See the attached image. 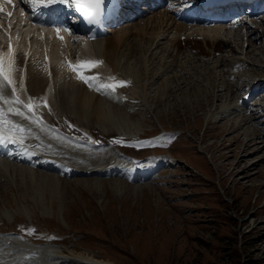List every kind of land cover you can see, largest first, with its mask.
<instances>
[{"label":"rangeland","instance_id":"1","mask_svg":"<svg viewBox=\"0 0 264 264\" xmlns=\"http://www.w3.org/2000/svg\"><path fill=\"white\" fill-rule=\"evenodd\" d=\"M150 14L117 24L98 39L103 45L113 31L132 29ZM12 20L17 22L15 15ZM254 23L251 30L262 38L253 46H236V51L226 47L210 57H192L190 52L176 56L166 39L148 51L149 42L141 40L139 49L137 38L126 48L117 47L113 53L122 74L112 76L111 84L129 83L102 90L100 107L110 115L105 122L77 116L58 103L54 77L51 102L45 106L40 101L35 107L42 118L65 130H91L133 158L155 156L157 151H169L174 158L157 177L135 181L114 175H67L1 157L0 231L17 232L39 244L63 243L58 245L116 264H264V88L249 98H254L252 109L238 101L249 94L252 80L264 78V31L259 20ZM16 25L18 34L21 29L32 32L27 25ZM241 36L232 39L240 43ZM73 38L61 47L65 56L77 44ZM27 41L33 46L30 65L40 69L41 43ZM178 61H185L182 69ZM101 62L110 75L107 62ZM67 68V80L85 84ZM93 70L99 77L88 72L91 77L103 74ZM232 82L236 90L227 86ZM215 84L218 92L225 88L218 100L212 91ZM217 105L226 107V114L216 115ZM243 118L247 123L239 128Z\"/></svg>","mask_w":264,"mask_h":264},{"label":"bare ground","instance_id":"2","mask_svg":"<svg viewBox=\"0 0 264 264\" xmlns=\"http://www.w3.org/2000/svg\"><path fill=\"white\" fill-rule=\"evenodd\" d=\"M179 1L183 0H167L165 3L164 0H162L161 5L163 8L152 9V11H150L151 14L146 16V19L140 20L141 23L134 24L132 29L126 26L119 28L117 31H113L110 38H104L105 41L103 45L101 44V42H103L102 39L88 40V38L82 37L81 43L77 44L76 49L79 50L83 57L78 60L73 59V65L77 64L78 61L104 60L105 63L107 62L106 65L109 67L110 71L114 73V75H118V77H120L122 74H120L122 65L120 64L119 67L113 51L117 47L124 46V48H126V45L135 43L136 38L139 40V49L142 48V45L140 44L141 40H143V42H149V45L145 48L146 51H148V48L150 49V46L152 44H155L156 46L159 44L160 40L166 39L169 41L168 48L171 49V51H173L176 56L177 54L190 52L192 57H210L214 54L221 53V51H223L226 47H229L230 50L234 51L236 46H240L239 48H241L242 50V47H244V45L245 47H251L256 42L255 40H259L262 38L259 37L260 32L258 30L254 32L252 31L253 29L251 27L254 26H252L251 24L246 26L244 25L245 31L244 29L242 30L243 34L240 37V43L236 42V40L230 42V40L226 39L225 36L230 35L228 34L229 32H231L232 30L234 31L241 25H237L236 27L227 29L226 27L229 25L223 23L213 25L209 28H205L202 26L199 27L198 24H191V18H187L184 14V12H186V9L188 11H191V7L188 8V6H186L187 0L185 3H179ZM112 2L113 4L116 3L115 0H113ZM143 5L144 3L140 5V9L142 12L141 14H143L145 8ZM258 5L259 6L256 7L257 9L259 7L263 8L264 0H260ZM113 6L114 5H112V7ZM241 11L242 8L237 7L234 12L236 13V15L241 16ZM108 20L109 21L106 23L108 24V26L104 24L99 25L100 29L105 33L111 32L113 30L110 27V19ZM24 21L26 20L24 19ZM10 22L11 21H8V23ZM27 22L28 21H26L25 23L28 25ZM57 29H59V36L63 37V39L58 38ZM5 31L7 32V29H5ZM33 31L38 37L36 41H40L41 43V48L38 50L37 54H44L47 58V62H43L42 68L40 69L33 67V65H30L33 46L30 42L29 44L25 42L24 45H21L22 48L25 49L26 54L29 55L26 64L25 84H23L22 79L20 82L21 87L25 85L27 92L26 94L31 99H33V102H36L38 95L41 94L47 99V101H49L51 86L54 87L52 89H55L56 81V83L59 85V87L56 89V93L59 98L58 103L65 106L66 108H72L75 115L85 117L90 121L105 122L106 120H108L110 117L109 113L103 111L100 107V100L102 99L100 96V92L102 91V89L99 88V85L102 83L111 84V80L109 79L110 77H108V80L106 82H101L100 78L105 75L101 74V77L96 78L94 82H92L93 80H91V84L85 83L84 85L76 82L75 79L71 78V80H67L66 78V69H68V63L65 64L61 61L62 58H60L59 49L60 44H63V42H65L67 45V43L71 41V35L68 32V26L65 24H59L55 26H45L39 28L33 27ZM1 32L0 33L2 34V39H8L13 49L11 55L9 54L8 49L5 51L3 49H0V55H3L5 59V67L10 68L9 75L13 81L11 88H15V94H17L19 97L20 95L23 97L22 92L25 91L20 88V85H18V81H16L15 83V79L17 78L18 74L17 65H15L14 62V55L16 56V59L18 61L22 59V54L16 51V49L19 48L21 42L17 40V35L15 37V33L4 35L3 31ZM131 35H134V38H132ZM46 36L54 40V43L51 42L52 44H50V46H46V43L49 44ZM261 36H263L264 38V34ZM130 37L132 39H130ZM92 48H94L93 51ZM133 48V51L136 52L137 47ZM133 51H131L130 53H132ZM51 61L56 62L55 66H50ZM220 61H223V58H221ZM179 62L180 61L177 62L178 64L176 66L182 69V67H184L183 65L185 61H183L182 63ZM238 64L241 65L242 62L238 61ZM172 65L173 64L171 62L170 66ZM93 69H90L88 67L85 72L96 74V70L94 71ZM163 69L165 68L163 67ZM163 71L164 70L157 74V77ZM46 73H48V75L51 77L47 78ZM63 73L65 78L64 80H67V83L61 81ZM249 82L250 81H247V84ZM257 82L263 84V82L261 81ZM257 82L256 89H252L251 91H249V94L238 97L239 102H245L242 104V106H245L248 109L253 108V104L251 101L254 99L253 98L250 100L249 98L253 97L257 92L259 93L260 87L264 88V84L261 86L257 84ZM0 84H3V93L6 97H8L10 101V103L6 104L3 100H0V124L5 127V129L9 133L13 131L12 133L14 135H19V141L22 140L21 143L23 145H27L35 152L36 155H38L37 158L35 154H33L34 156L32 154L30 155V157L32 158L31 161L33 163L36 162L38 167L47 168L53 171H61L62 173H69L70 175L73 173L72 170L68 167H74L76 174L82 173L102 175L109 173L110 175L118 176L122 173L123 176L124 173H129L135 175L136 179L143 178L145 176L150 177L152 175L151 171L156 168L155 164L158 161L146 164V167H140L139 163H137L139 165L135 166L134 162H130V159L126 157L127 155H124L123 152L112 142L102 143L99 138L92 134L95 137V140L99 142V145L94 146L88 142L79 140L81 138L78 135H70L63 126H61L60 128L51 122L40 119L38 116H36L35 113L32 114L29 110H27L24 105L15 103L12 91L8 84L3 81L2 77H0ZM227 86L230 89L236 90V86L233 84V82ZM89 87H92L93 93L90 92ZM166 89L169 90V87ZM224 90L225 88H223V90L221 88L220 92H217V99L221 95H223L222 92ZM248 100H250V103ZM9 108L19 109L23 113V115H16L14 112H9ZM232 108L236 107L231 106L230 109ZM247 112H250V110H247ZM223 118L224 117H221L219 121H221ZM4 120H8L16 125H19L23 129V131L13 128L11 124L4 123ZM245 123H247V121L243 118L241 120V123L239 124V128H241ZM10 150H15L16 152H14L13 154L17 153L16 156L18 158L24 157V159L26 160L30 158L28 154H24L25 150H23V148L21 150L20 148H11ZM41 159L43 160L40 162ZM20 161H22V159H20ZM12 237H16L19 239L21 238L26 242L24 243L22 241H15ZM27 242L34 243L31 240H26L21 235L19 236L12 233H0V249L3 250L6 254V256L4 257V254L0 253V264H9L11 260L13 261L10 264H114L110 260L97 258L94 256V254L86 250H75L64 245H58L63 243H34L38 246L34 247L33 244L29 245Z\"/></svg>","mask_w":264,"mask_h":264},{"label":"snow or ice","instance_id":"3","mask_svg":"<svg viewBox=\"0 0 264 264\" xmlns=\"http://www.w3.org/2000/svg\"><path fill=\"white\" fill-rule=\"evenodd\" d=\"M9 3L12 2V0H8ZM25 2H30V0H25ZM105 2L106 0H71V4L75 5V8L77 11L83 13L84 15L88 16L89 18H91L93 20V22H95V20L100 16V14L104 11V6H105ZM66 4L68 3V0H47V4L48 5H55V4ZM71 4L69 6H71ZM0 10H3L2 8H0ZM9 15H11L9 13ZM57 36L60 39H63V37L59 36V29H57ZM12 45L11 43H9L8 45V52L11 55L12 54ZM100 63H102L101 61H78L77 64L73 65L71 64V62H69L68 67L70 70L75 71L77 73V78L83 80L85 83H91V80L96 79V77H87L83 74L82 69L84 68H88V67H96L98 66ZM9 71L10 68H6L5 67V59L3 57V55H0V77L3 78V81L6 82L8 85H11L13 83L10 75H9ZM110 80H115L114 77H110ZM126 81L120 80V81H116L115 84H100L99 88L101 89H105V88H111L113 91L115 90L116 86H125ZM16 89L13 88L12 89V93H13V99L15 101V103L17 104H21L23 103V101H21L19 99L18 96L15 95ZM0 100H3L6 104L10 103L8 97H6L3 93V84H0ZM45 106H47V102L45 101ZM25 107H27L29 109V111H31L33 109V104L31 101H29L28 104L25 105ZM9 112H14L16 115H23V113L19 110V109H12L9 108L8 109ZM6 124H11L13 128L18 129L20 131H23V129L19 126L16 125L14 123H12L11 121L8 120H4L3 121ZM8 139L7 136H3L0 135V141ZM22 142V140L20 141Z\"/></svg>","mask_w":264,"mask_h":264}]
</instances>
